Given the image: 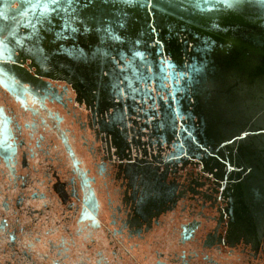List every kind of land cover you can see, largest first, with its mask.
<instances>
[{
	"label": "flooded vegetation",
	"instance_id": "flooded-vegetation-1",
	"mask_svg": "<svg viewBox=\"0 0 264 264\" xmlns=\"http://www.w3.org/2000/svg\"><path fill=\"white\" fill-rule=\"evenodd\" d=\"M28 65L0 57V264H264V229L164 142V93L105 109Z\"/></svg>",
	"mask_w": 264,
	"mask_h": 264
},
{
	"label": "water",
	"instance_id": "water-1",
	"mask_svg": "<svg viewBox=\"0 0 264 264\" xmlns=\"http://www.w3.org/2000/svg\"><path fill=\"white\" fill-rule=\"evenodd\" d=\"M0 40L105 109L153 84L164 142L217 177L237 230L262 232L264 0H0Z\"/></svg>",
	"mask_w": 264,
	"mask_h": 264
}]
</instances>
